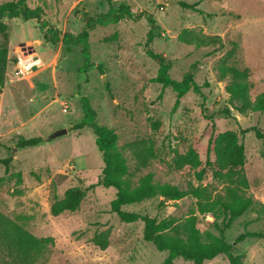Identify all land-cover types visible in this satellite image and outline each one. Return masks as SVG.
<instances>
[{"label":"rangeland","instance_id":"rangeland-1","mask_svg":"<svg viewBox=\"0 0 264 264\" xmlns=\"http://www.w3.org/2000/svg\"><path fill=\"white\" fill-rule=\"evenodd\" d=\"M20 1L29 8H40L41 20L60 36L67 32L75 37L88 17L120 4L128 5L136 16L97 24L88 32V57L93 66L86 72L78 71L83 64L80 44H43L35 19H5L8 66L0 91V159L9 156L11 161L7 172L0 164V213L37 237H53L54 244L32 264H159L166 256L143 239L142 221L123 223L110 212L115 196L112 187L95 186L87 191L78 210L50 214V204L66 189L85 188L101 175L103 161L94 132L88 125L73 128L83 115L81 97L94 109L95 122L117 134L131 187L150 174L155 184L167 183L185 191L200 187L206 193L204 199L192 194L178 200L155 195L123 208L157 221L173 217L179 224L195 214L202 233L219 234L216 225H222L224 218L217 198L234 185L227 177H213L209 139L223 131L237 132L244 146L242 169L248 183L243 193L256 204L235 218L223 237L232 244L233 253L243 255V264H264V218L257 212L264 205V140L253 132L239 134V129L250 126L264 131V112L234 110L225 91L229 79L220 78L217 71L220 59L234 47L232 62L238 68H249L251 100L264 91V0H0V4ZM180 1L196 3L201 12L182 8ZM184 28L219 36L222 44H183L178 35ZM149 30L153 35L149 47L170 61L169 76L179 80L190 71L203 98L188 91L171 112L175 92L151 80L158 64L145 52ZM21 52L34 53L38 63L30 73L17 76L16 59ZM159 93L161 98H157ZM224 107L230 109V117L219 113ZM60 129L66 133L53 136ZM34 136L49 141L16 147L20 139ZM188 150L201 161L195 169L177 159ZM206 157L211 166L205 164ZM207 198L214 199L215 206L212 212L201 214L196 203ZM108 228V245L100 249L92 237ZM243 231H259L262 237L235 243ZM0 264H11L1 247ZM173 264L191 262L177 257ZM203 264H228V260L220 254Z\"/></svg>","mask_w":264,"mask_h":264},{"label":"trees","instance_id":"trees-1","mask_svg":"<svg viewBox=\"0 0 264 264\" xmlns=\"http://www.w3.org/2000/svg\"><path fill=\"white\" fill-rule=\"evenodd\" d=\"M179 5L182 8L201 12L197 9L196 3L188 4L180 1ZM40 17V8H29L21 1L0 4V34L3 38V44L0 46V91L5 83V74L8 66V50L6 47L7 23L5 19L19 21L35 19L37 28L42 34L41 42L43 44L55 45L61 42L66 47L69 44L73 46L80 44L82 46L80 54L83 57V64L78 68V71L86 72L90 66H93L88 57V32L97 24L106 25L123 19L132 20L136 18L126 4H120L117 8L109 7L107 12L102 15L95 18L88 17L85 20L84 28L73 37L67 32L60 36L58 31L45 25ZM147 18L151 24L154 23L151 16H147ZM152 38V32L149 30L145 41V52L150 59L158 64L157 74L151 80L160 84L162 88H170L175 92L176 96L171 112L176 110L180 98L188 91L199 94L203 98L200 86L195 82L194 76L190 71H187L179 80L169 76L170 61L149 47ZM178 40L183 44L197 47L222 44L219 36L197 34L187 28L180 31ZM233 48L220 59L217 67L219 77L229 79L225 86L229 102L238 113L264 112V91L258 93L251 100L249 96L251 85L249 68H238L232 62L234 59ZM157 98H161V93L158 94ZM81 108L82 118L73 125V128H81L84 125H88L94 132L95 144L101 153L103 161L101 175L95 183L85 188L70 187L64 191L61 198L54 199L50 204V214L52 216H57L64 211L73 212L78 210L81 202L86 197L87 191L95 186L112 187L115 189V196L109 204L110 212L115 214L119 221L123 223H131L137 220L143 222V239L150 242L157 251L166 252V256L159 264H173L174 259L177 257H181L185 261L191 262V264H203L204 261L211 260L220 254L226 256L228 264H243V255L233 253L232 244L223 237V232L230 227L232 221L256 204L250 196H246L243 193L248 188V183L242 169L244 165V146L242 142H238L237 132L227 130L218 133L215 138L209 139L214 155L215 168L212 170L213 177L217 179L227 177L234 185L226 187L224 194L217 198L224 218L222 225H216L219 234L209 231L202 233L195 214H190L184 222L179 224L176 223V219L173 217L157 221L156 218L149 217L145 213L129 211L123 208L138 204L155 195H160L164 199L178 200L187 194H192L197 199H204L206 193L200 187H191L185 191L167 183L155 184L152 182L150 174L142 177L136 186L131 187L129 181L125 178L127 174L125 159L117 148V134L112 128L95 122V111L86 97H81ZM219 113L223 116H231L230 109L227 107L219 110ZM214 127V124H212V129ZM248 132H253L256 138L264 140V131L257 126L239 129V134L241 135ZM46 141H49V139L45 140L40 136L23 138L16 143V147H32ZM177 159L181 165H186L193 169L197 168L201 162L197 153L193 150H188L178 155ZM10 161L11 157L9 156L0 159V164L4 166L5 172L9 169ZM205 164L207 166L212 165L208 157H206ZM201 172L202 169L197 172L198 178L201 176ZM214 206V199L209 201L207 198L205 201L196 203L197 210L201 214L212 212ZM257 212L264 218V205L260 204ZM109 232V228L96 232L92 237V242L100 249H105L108 245ZM260 237H262V233L259 231H243L235 237L234 242L239 243L246 238ZM53 244L54 239L52 236L37 237L20 224L0 213V247L9 256L11 264H32L36 258L46 251L48 246Z\"/></svg>","mask_w":264,"mask_h":264},{"label":"built area","instance_id":"built-area-1","mask_svg":"<svg viewBox=\"0 0 264 264\" xmlns=\"http://www.w3.org/2000/svg\"><path fill=\"white\" fill-rule=\"evenodd\" d=\"M37 63V59L28 57L21 52L20 55H17L15 74L17 76L26 75L32 71Z\"/></svg>","mask_w":264,"mask_h":264},{"label":"water","instance_id":"water-1","mask_svg":"<svg viewBox=\"0 0 264 264\" xmlns=\"http://www.w3.org/2000/svg\"><path fill=\"white\" fill-rule=\"evenodd\" d=\"M64 133H66V129H60V130L56 131L53 136H59V135H62Z\"/></svg>","mask_w":264,"mask_h":264},{"label":"bare ground","instance_id":"bare-ground-1","mask_svg":"<svg viewBox=\"0 0 264 264\" xmlns=\"http://www.w3.org/2000/svg\"><path fill=\"white\" fill-rule=\"evenodd\" d=\"M34 55V53L33 54H28V57H32Z\"/></svg>","mask_w":264,"mask_h":264}]
</instances>
